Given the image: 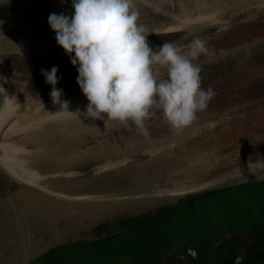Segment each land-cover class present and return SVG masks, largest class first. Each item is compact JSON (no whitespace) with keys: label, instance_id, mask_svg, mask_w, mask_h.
Returning a JSON list of instances; mask_svg holds the SVG:
<instances>
[{"label":"rangeland","instance_id":"374dc122","mask_svg":"<svg viewBox=\"0 0 264 264\" xmlns=\"http://www.w3.org/2000/svg\"><path fill=\"white\" fill-rule=\"evenodd\" d=\"M10 1L6 6H13ZM64 1L67 0H36L37 3L22 0L15 8L26 10L49 3L48 9L71 15ZM137 1L133 0V5ZM250 1L253 0H153L152 4L135 7L139 12L137 22L150 32L147 36L150 46L164 41L185 46L194 36L206 41L208 53L196 62L202 66L201 87L205 90L211 87L215 96L190 125L179 130L170 127L158 111L145 120L143 130L126 127L116 120L86 117L88 100L76 81L77 66L71 64L69 55L56 41L24 48L19 55L4 56L3 67L17 76V81H9L12 89L20 97L28 92V99L21 97L17 112L38 120L62 109L60 104L53 103L50 96L53 86L46 83L41 73V69L50 71L53 66L58 67L59 80L55 87L63 90L61 101H68V105L83 102L69 118L45 121L26 134L23 138L29 141L25 144L35 150L20 158L26 159L37 151L46 153L44 147L52 144L55 135L74 128L73 135L67 136L66 142L59 146L62 150L74 147L80 158L81 155L89 158L86 166L78 165V170L91 172L86 178H70L67 188L74 191L63 192L79 196L87 195L84 192L87 190L97 193L98 197L73 201L62 197L64 201L57 205L51 195L39 188L21 185L0 168V249L4 251L0 252V264L5 258L4 264H25L43 250L35 252L40 239H44L43 246L71 239L89 240L96 236L98 225L113 222L119 215H133L174 202L187 195L183 190L208 183L217 188L231 185V173L238 170L251 174L243 182L264 180V5L245 21L241 20L247 13L226 14L236 7L247 9ZM237 15L241 16L239 20ZM33 20V25H38L41 14L36 12ZM18 25L28 24L19 22ZM256 43L261 45L257 47ZM102 128L105 129L101 131ZM84 135L99 137L89 142ZM31 140H38V144L30 143ZM183 140L186 146L177 147L182 146ZM121 152L127 155L142 152L147 160L137 165L135 159L127 156V163L132 164L123 166V160H118L124 158L119 155ZM115 162L119 168L111 170ZM158 178L161 195L151 185ZM61 183H65L64 179ZM14 188L16 191L11 194ZM119 189L121 196L117 195ZM175 190H180V195ZM220 231L221 238L227 235V230ZM178 239L173 247L181 251L169 256L182 257L181 262L187 264L189 259L182 252L184 242ZM9 243L15 250L10 249ZM90 250V258L82 264H94L97 260L93 253L95 246Z\"/></svg>","mask_w":264,"mask_h":264},{"label":"clouds","instance_id":"9594fccd","mask_svg":"<svg viewBox=\"0 0 264 264\" xmlns=\"http://www.w3.org/2000/svg\"><path fill=\"white\" fill-rule=\"evenodd\" d=\"M71 3V15L51 13L48 24L57 44L77 66L76 81L88 100L86 117L143 130L145 120L158 111L179 130L215 96L211 87H201L202 66L196 62L208 53L204 39L194 36L185 46L164 41L153 47L147 40L149 30L137 22L133 0ZM57 72V66L41 69L46 83L53 86V103L67 110L68 101L60 99L63 90L55 87Z\"/></svg>","mask_w":264,"mask_h":264},{"label":"trees","instance_id":"16d2710c","mask_svg":"<svg viewBox=\"0 0 264 264\" xmlns=\"http://www.w3.org/2000/svg\"><path fill=\"white\" fill-rule=\"evenodd\" d=\"M63 4L74 12L67 1ZM134 156L145 158L141 153ZM88 159L81 165L86 166ZM90 172L77 175L86 178ZM220 230H227L228 236L218 238L215 232ZM95 232L89 240L57 242L26 264H82L93 246L94 264H184L182 257L169 256L181 251L173 247L178 238L184 242L187 264H234L239 253L247 255L243 264H264V180L189 193L156 209L119 215ZM192 251H197L198 259Z\"/></svg>","mask_w":264,"mask_h":264},{"label":"flooded vegetation","instance_id":"af4514ba","mask_svg":"<svg viewBox=\"0 0 264 264\" xmlns=\"http://www.w3.org/2000/svg\"><path fill=\"white\" fill-rule=\"evenodd\" d=\"M7 1L8 0H0V68L4 71L5 76L9 81L15 82V81H17L16 80L17 76L13 75V71L4 68L2 65V62L5 61L4 56L8 55L10 53H11V55H19L24 48H28V47L29 48H36L42 42L47 43V41L48 42L56 41L55 32L50 28V26L48 24V17L51 13L57 12L59 14L60 12H58V9H57V11L56 10L53 11L51 9H48L50 7L49 3L47 5L44 3L43 7L39 4L38 7L34 8L31 6L29 9L24 10V9H20L19 7L15 8L16 5L22 4V0H11L9 2V3H11V2L13 3V6H11V7L6 6ZM33 2H36V0L35 1L31 0L30 3H33ZM67 2L70 4V7H72L71 0H67ZM152 2H153V0H138L135 3L134 7H141V4H143V3L152 4ZM263 5H264V0H253V1L249 2V6L246 7L247 9H245V10L243 8L238 9L236 7L232 11L227 12L226 14L230 15L233 13L234 14H236V13L237 14L247 13L245 16L242 17L243 19L241 20V21H245L247 16L249 17V16L253 15L256 11H259ZM256 6L259 7L258 10L256 9L257 8ZM235 10H239V12H236ZM20 11H22V13H19ZM36 12H39L41 14V20H40V22H36V23H39L38 25H33L35 23V22H33L34 21L33 18L35 16ZM19 22H25L28 25H18ZM33 27H35L36 30H32ZM9 58H8V60H9ZM16 85H18V84H16ZM22 96H23V98L28 99V92H26L25 95H22ZM72 129H71V131L62 130L59 134L55 135L52 139V144L49 143L48 145H46L44 147L45 149H47L46 153H42V152L39 153L37 151V152H34L33 154H30V157L24 159L30 165L31 168L37 169L38 171H40L43 174L54 173V172L61 173L59 176L48 178L46 180V182L49 184L50 187H52V189H58L61 191H66L68 193H70V192L73 193L74 190L73 189L70 190L69 188H67L68 185L66 183L70 182V181H68L70 178L78 176L77 174H79V172H77V171H79V170L77 168V165L83 164L86 161V156L81 155V158H80L79 151L77 149H75L74 147H70V148H67L65 150H62L59 146L61 143L66 142L67 136L69 137L70 134L73 135L74 128H72ZM212 130H214V129H212ZM85 136H84V138H85ZM98 137H99V135H97V136L91 135L90 138L87 139V141H89V142L96 141V139ZM33 141L34 140H31L30 143H32ZM33 143L38 144V140H35ZM181 144H182V146H177V147L182 148V147L186 146V144H187L186 140L181 141ZM71 145H73V144H71ZM148 150H150V149H148ZM141 154L143 155L142 152H141ZM119 155L124 156V158L118 159L119 161L123 160L122 161L123 165L127 164V160H128L127 156L130 157L131 159H135V163L137 165H139V162H145L147 160L146 156H145V158L140 159V158H138V156H134L131 154L127 155L125 152H121ZM149 155H152V154L149 153ZM117 168H119V167L117 165V162H115V164L113 165L111 170H114ZM263 171L264 170H262V172ZM254 173L255 172H252V174H254ZM231 174L233 177V182L231 185H237V184L245 183L247 181L243 182L242 180H244L245 177H251L250 176L251 174L250 175L245 174V170L244 171L238 170L235 173H231ZM242 175H246V176H242ZM252 178H254V177H252ZM63 179H64L65 183L62 184L61 181ZM147 179H148V177H146L145 182L147 181ZM237 181H240V183H237ZM85 182H87V181H82V183H85ZM151 185L155 189L158 190L157 195L162 194L161 189H159L160 188L159 178L157 180H154ZM85 189H87V188L85 187ZM15 191H16V189H13V191H10V193L12 194ZM84 192L87 195H93L92 198H94V199L95 198L97 199V197H98L97 193H95V192H88L87 190H85ZM77 193H81V192H75V194H77ZM120 193H122V190L119 189V193L117 195L121 196ZM124 193L128 194V192L126 193V191H123V194ZM47 195H51V194H47ZM177 195H180V194H177ZM51 196L56 200L57 205H59V203L61 201H64V199L62 197H57V196H53V195H51ZM61 198L63 200H60ZM66 199H68V198H66ZM70 201H73V200L70 199ZM215 233H217L218 238L221 237V235H220L221 231H219V232L216 231ZM228 233L229 232H227V235L225 237L228 236ZM225 237H223V238H225ZM182 238H184V237H182ZM42 242H44V239L38 240L37 243L34 241V243L37 244L35 252L40 248H42L44 250V249L49 247V246H43ZM10 243H11V241H10ZM190 243H192L191 240H190ZM11 248L13 250H15V247H12V244H10V249ZM4 249L6 250V248H4ZM1 250L2 249H0V252H1ZM29 252L31 254L33 252V250L30 249ZM182 252H183V250H182ZM16 253H19V252L17 251ZM192 255L195 259H198L197 251H195V252L192 251ZM6 256L7 255H4L2 257H6ZM186 257H187V255H186ZM174 258H176V257L175 256L172 257V259H174ZM246 258H247V255L244 253L236 254L233 263L234 264H243L246 261ZM5 260H6V258H5ZM4 261H3V264H4ZM160 264H167V263L162 261Z\"/></svg>","mask_w":264,"mask_h":264},{"label":"water","instance_id":"95a60500","mask_svg":"<svg viewBox=\"0 0 264 264\" xmlns=\"http://www.w3.org/2000/svg\"><path fill=\"white\" fill-rule=\"evenodd\" d=\"M240 17L241 16H238L237 19L239 20ZM21 97L12 89L4 71L0 68V168L17 182L39 188L47 194L68 199L93 197V195L78 196L68 194L58 189H52L46 180L50 177L59 176L61 173L54 172L43 174L37 169L31 168L24 159L20 158V156L28 151L30 153L34 149L32 146L26 145L27 141H29H25L23 138L26 134L30 133L31 130L37 129V126L45 121L50 122L55 119L69 118L70 115L81 108L83 102L81 100L74 102L68 106L67 110L60 109L38 120H33L29 114L17 112L16 107L18 105L21 106ZM21 138H23L25 142H21L23 141ZM215 187L213 183H208V185L197 186L183 191L187 193H197ZM179 192L180 190H175L176 194H179Z\"/></svg>","mask_w":264,"mask_h":264},{"label":"crops","instance_id":"0c3cea01","mask_svg":"<svg viewBox=\"0 0 264 264\" xmlns=\"http://www.w3.org/2000/svg\"><path fill=\"white\" fill-rule=\"evenodd\" d=\"M37 255H38V254H36L35 256H37ZM35 256H34V257H35ZM27 262H28V261H27ZM27 262H26V263H27ZM26 263H25V264H26Z\"/></svg>","mask_w":264,"mask_h":264},{"label":"bare ground","instance_id":"6f19581e","mask_svg":"<svg viewBox=\"0 0 264 264\" xmlns=\"http://www.w3.org/2000/svg\"><path fill=\"white\" fill-rule=\"evenodd\" d=\"M84 97H85V96H84ZM73 103H74V102H73ZM73 103H70V104H73ZM70 104H69V105H70ZM69 105H68V106H69Z\"/></svg>","mask_w":264,"mask_h":264}]
</instances>
